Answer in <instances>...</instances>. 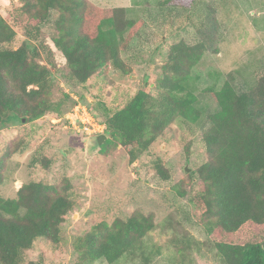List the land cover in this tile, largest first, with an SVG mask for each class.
<instances>
[{
	"label": "trees",
	"instance_id": "16d2710c",
	"mask_svg": "<svg viewBox=\"0 0 264 264\" xmlns=\"http://www.w3.org/2000/svg\"><path fill=\"white\" fill-rule=\"evenodd\" d=\"M192 3L198 40L171 45L156 94L145 84L123 108L106 117L105 133L119 140L132 161L151 149L176 119L189 129L200 119L192 71L206 51L218 52L219 28L208 19L211 10L205 15ZM4 8L8 18L0 13V130L14 117L30 122L66 113L61 102L49 98L56 86L52 68L73 86L104 75L110 66L126 71L122 50L139 28L127 17V8H102L88 0H10ZM49 23L59 31L51 44L43 35ZM18 32L25 39L15 47ZM56 51L65 59L62 67ZM43 57L45 64L38 61ZM209 91L219 110L208 115L211 125L202 135L207 158L196 170L200 186L190 195L188 218L205 226L216 264H264V69L254 71L241 89L226 81ZM15 146H9L8 155ZM51 164V159L35 156L29 164L31 179L18 197L0 198V264H21L24 251L38 238L60 245L61 225L74 200L69 184L44 180L40 167L46 170ZM3 168L2 159L0 183ZM154 169L161 179L170 178L162 159L154 162ZM173 189L180 198L189 195L178 185ZM155 227L153 217L144 212L115 225L99 222L77 236L76 264L101 259L115 263L137 250L148 263L152 257L145 253L144 240Z\"/></svg>",
	"mask_w": 264,
	"mask_h": 264
},
{
	"label": "rangeland",
	"instance_id": "374dc122",
	"mask_svg": "<svg viewBox=\"0 0 264 264\" xmlns=\"http://www.w3.org/2000/svg\"><path fill=\"white\" fill-rule=\"evenodd\" d=\"M192 1L88 0L102 8L125 7L127 17L139 23L136 35L122 50L126 71L110 66L104 75H94L86 83L73 86L52 68L56 86L49 98L61 102L66 113L30 122L14 117L0 130V160L4 163L1 199L18 197L21 186L31 179L30 162L40 156L52 160L46 170L40 167L44 180L69 184L74 200V208L61 225L60 245L38 238L24 251L21 264H76L77 236L99 222L115 225L140 212L156 222L155 229L144 240L150 261L146 263L144 254L137 250L115 263L101 259L92 264H216L205 226L188 218L192 213L189 198L200 186L196 170L207 158L202 135L211 125L208 115L219 110L210 88L219 89L229 81L241 89L251 81L254 71L264 69V0H194L198 12L207 15L209 11L210 15L211 10L217 21L211 15L208 19L219 29L218 52L206 51L192 71L195 104L201 111L193 129L176 119L151 149L132 161L119 140L105 133L103 127L106 117L123 108L143 85L149 86L153 94L158 92V78L163 75L172 44L198 40L197 18L191 17ZM9 3L10 0H0V13L5 18L8 15L4 7ZM58 33L53 23L43 28L44 38L50 44ZM24 39L18 32L14 46L21 45ZM56 53L62 67L65 59ZM38 61L46 63L44 57ZM78 102L81 107L86 106L87 116L81 107L74 111ZM79 116L86 118V122ZM100 134L107 135L101 144L97 140ZM13 144L17 146L8 155ZM157 159H162L169 170L168 180L161 179L154 169ZM175 185L189 195L180 198L173 189ZM155 249L160 252L155 253Z\"/></svg>",
	"mask_w": 264,
	"mask_h": 264
},
{
	"label": "built area",
	"instance_id": "2783aa9c",
	"mask_svg": "<svg viewBox=\"0 0 264 264\" xmlns=\"http://www.w3.org/2000/svg\"><path fill=\"white\" fill-rule=\"evenodd\" d=\"M78 104H79V102L74 106V108H73L74 111H77L78 108L80 109L81 106L78 105ZM73 109H72V112H73ZM81 109L84 111L83 113L85 114L86 113V106L85 107H81ZM85 116H87V115L85 114ZM79 118L81 119L82 122H86V121H83V119H86V118H82V116H79ZM53 119L56 120V121H60L61 120V118H53ZM69 123H70V121H69ZM103 127H105V125H103Z\"/></svg>",
	"mask_w": 264,
	"mask_h": 264
},
{
	"label": "water",
	"instance_id": "95a60500",
	"mask_svg": "<svg viewBox=\"0 0 264 264\" xmlns=\"http://www.w3.org/2000/svg\"><path fill=\"white\" fill-rule=\"evenodd\" d=\"M106 138H107V135L106 134H100V135H98L97 136L98 143L101 144Z\"/></svg>",
	"mask_w": 264,
	"mask_h": 264
},
{
	"label": "clouds",
	"instance_id": "9594fccd",
	"mask_svg": "<svg viewBox=\"0 0 264 264\" xmlns=\"http://www.w3.org/2000/svg\"><path fill=\"white\" fill-rule=\"evenodd\" d=\"M100 131H101V133H103V129H101Z\"/></svg>",
	"mask_w": 264,
	"mask_h": 264
}]
</instances>
